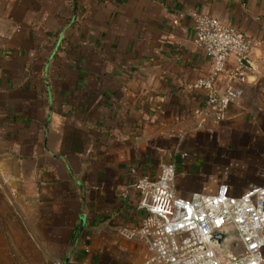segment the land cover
I'll use <instances>...</instances> for the list:
<instances>
[{
    "label": "crops",
    "instance_id": "crops-1",
    "mask_svg": "<svg viewBox=\"0 0 264 264\" xmlns=\"http://www.w3.org/2000/svg\"><path fill=\"white\" fill-rule=\"evenodd\" d=\"M198 14L256 45L212 132L196 131L189 89L210 66ZM0 23V188L35 264H142L147 246L118 231L145 214L136 176L162 164L183 198L264 186V0H0Z\"/></svg>",
    "mask_w": 264,
    "mask_h": 264
},
{
    "label": "built area",
    "instance_id": "built-area-1",
    "mask_svg": "<svg viewBox=\"0 0 264 264\" xmlns=\"http://www.w3.org/2000/svg\"><path fill=\"white\" fill-rule=\"evenodd\" d=\"M194 19V44L205 53L210 66L207 74L189 87L203 94L193 118L196 131L212 132L242 99L241 86L250 77L245 61H252L256 45L243 32L210 15L198 14ZM7 35L0 23V37ZM230 61L232 66L227 68ZM223 74L229 82L218 94L215 82ZM132 173L138 174L136 170ZM176 174V165L170 163L160 165L154 177L136 176L139 209L145 214L139 226L122 228L118 234L127 241L144 242L149 255L142 264H264V186L251 185L240 196H232L227 186L221 185L214 195L193 193L183 198L174 188ZM230 227L238 238L229 244L232 257L224 262L209 239Z\"/></svg>",
    "mask_w": 264,
    "mask_h": 264
},
{
    "label": "rangeland",
    "instance_id": "rangeland-1",
    "mask_svg": "<svg viewBox=\"0 0 264 264\" xmlns=\"http://www.w3.org/2000/svg\"><path fill=\"white\" fill-rule=\"evenodd\" d=\"M37 257L8 196L0 188V264H35Z\"/></svg>",
    "mask_w": 264,
    "mask_h": 264
},
{
    "label": "water",
    "instance_id": "water-1",
    "mask_svg": "<svg viewBox=\"0 0 264 264\" xmlns=\"http://www.w3.org/2000/svg\"><path fill=\"white\" fill-rule=\"evenodd\" d=\"M222 92L223 91H217L218 94H221ZM237 238L238 236H237L236 230L233 227H230V228H224L216 232L210 237L209 241H210L211 246L215 248V250L218 252L220 259L224 262H227L232 257L229 251V244L237 240ZM236 245L237 244L235 243L234 246Z\"/></svg>",
    "mask_w": 264,
    "mask_h": 264
}]
</instances>
